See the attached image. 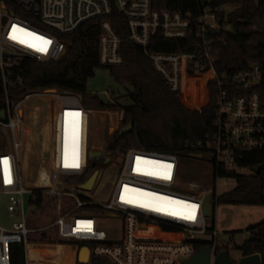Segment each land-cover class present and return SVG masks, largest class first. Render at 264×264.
<instances>
[{
    "label": "built area",
    "instance_id": "2783aa9c",
    "mask_svg": "<svg viewBox=\"0 0 264 264\" xmlns=\"http://www.w3.org/2000/svg\"><path fill=\"white\" fill-rule=\"evenodd\" d=\"M152 4L153 0H0V75L7 107V122L0 118V127L4 128V138L9 131L13 139L10 148L0 142V197H8L11 216L22 217L11 230L0 227V264H12L15 245L24 250V264H183L204 247L212 248L211 264H215L214 258L224 250L218 229L208 223L204 213L208 192L195 191L194 184L185 187L190 193L178 190L183 182L177 156L137 149L122 156L108 155L118 134L109 136L105 114L114 100L105 108L89 109L79 97L56 90L29 94L18 103L8 98V90L20 84L19 78L16 82L12 78L21 60L60 61L67 50L65 37L100 18L102 68L123 64L121 45L125 41L141 47L155 72L186 108L201 111L213 105L215 135L206 145L212 169L238 175L248 171L246 176L262 173L264 178V158L254 168L240 166L247 154L264 155V103L257 92L264 68L250 64L245 71L222 74L215 69L220 53L217 46L223 41L220 33L232 32L226 21L233 9L208 4L182 14L159 11ZM14 9L36 23L17 15ZM115 10L123 18L125 38L110 19ZM156 37L181 40L186 48L177 53L150 52ZM45 40L50 43L45 44ZM104 94L114 93L109 89ZM35 96L54 102L50 161L38 174V183L27 186L19 160L23 142L17 139L16 131L23 121L22 104ZM119 111L123 122V112ZM65 113H69L67 118ZM66 127L72 134L65 145ZM66 158L69 164L78 162L79 167L66 168ZM97 159L106 168L102 172L96 168L88 178L78 181ZM4 160L8 161L7 173ZM96 171L93 188L83 189ZM27 194L34 208L30 219L25 216ZM122 195L133 203H125ZM188 205H197L194 220L183 218L192 212ZM157 207L176 215L155 211ZM41 210L47 212L43 220L39 219ZM47 242L62 247L54 252L57 262H31L28 247ZM84 248L89 251L87 261L81 260ZM63 250L70 252V260H59Z\"/></svg>",
    "mask_w": 264,
    "mask_h": 264
},
{
    "label": "trees",
    "instance_id": "16d2710c",
    "mask_svg": "<svg viewBox=\"0 0 264 264\" xmlns=\"http://www.w3.org/2000/svg\"><path fill=\"white\" fill-rule=\"evenodd\" d=\"M208 4L233 9L226 21L230 24L232 32L220 33L223 41L217 46L220 52L215 64L217 73H238L247 70L250 64H259L264 68V0H212L211 3L204 1V4L200 0H153L152 5L159 11L169 10L187 14ZM9 5L11 6L10 3ZM15 12L21 15L18 11ZM24 17L36 23L30 17ZM110 19L120 35L125 38L124 21L118 11L115 10ZM101 23L100 18L88 21L74 33L66 36L67 50L58 62L45 64L30 58L21 60L12 78L13 82L19 78L20 84L8 90L11 103L21 102L29 94L56 90L79 97L86 106L96 108L109 106L98 96L87 91L88 82L95 77L96 70L102 68L99 61ZM185 48L186 45L181 40L170 42L156 37L149 51L177 53ZM121 53L123 64L107 70L114 80L126 89V94L122 98L131 104L122 106L115 99L114 105H110V108L120 109L124 115L123 125L132 124L133 130L120 139L115 138L108 151L118 155L129 149H137L177 156L183 182V186H179L178 190L190 193L185 188V182L189 178L182 173V165L198 159L199 155L208 154L206 145L215 135L216 118L213 105L210 104L201 111L186 108L155 72L141 47L125 41L121 45ZM257 92L264 103V80L257 88ZM6 110V94L0 75V114L5 112V117L0 118L5 123ZM1 146L4 147V141H1ZM200 146L202 147L198 149ZM263 158L262 154H247L240 162V166L254 168ZM95 169L96 165L92 164L88 173L78 181L88 178ZM212 172L214 183L210 194L215 202L213 208L216 205L264 207L262 173L252 176L228 174L223 171L217 172L215 167ZM218 177L237 180L236 188L217 197L215 186ZM248 231L249 239L238 249L243 257L260 255L264 264V221L250 227ZM12 264H24V250L20 245L12 247Z\"/></svg>",
    "mask_w": 264,
    "mask_h": 264
},
{
    "label": "rangeland",
    "instance_id": "374dc122",
    "mask_svg": "<svg viewBox=\"0 0 264 264\" xmlns=\"http://www.w3.org/2000/svg\"><path fill=\"white\" fill-rule=\"evenodd\" d=\"M231 11V9H229ZM112 90L114 94L105 95L104 91ZM199 89H201L199 87ZM87 91L104 102L109 103L117 99L122 106L130 105V101L124 100L126 89L119 85L112 77L109 70L99 68L96 70L95 77L87 84ZM59 92V91H58ZM203 99L200 92L199 100ZM86 106V105H85ZM89 109L96 107L86 106ZM110 112H105L109 122L108 133L113 137L122 127V113L119 109H110ZM54 114V102L47 97L35 96L22 104L21 115L23 117L22 124L16 131V137L22 140V151L19 154V160L22 167L24 182L27 186H33L38 183L39 173H43V169L49 166L50 161V144H51V123ZM99 115V114H98ZM0 142L9 148L12 147L13 139L11 132H7L6 137L2 135L4 128L0 127ZM69 134L72 131L68 127L65 128L64 140L68 143ZM97 147V146H96ZM95 155H99L95 153ZM114 155V154H112ZM125 153L118 154V156ZM208 157L201 155L198 159L190 160L187 164L182 165V173L189 180L185 182V186L195 185L194 190L197 192L211 193V188L214 183L212 167L208 164ZM92 163L102 172L106 165L101 160H93ZM241 175H248V171H240ZM237 186V180L234 179H218L216 183V196H222L231 192ZM31 195L25 196V216L31 218L33 205L30 203ZM9 199L6 196L0 197V227L7 230L13 228V224L22 222V217H13L8 211ZM47 215L46 211L41 210L39 219ZM264 221V207H247V206H232V205H216L210 216L208 223L215 225L218 229L219 244L222 247L221 252H227L229 259L239 261L242 253L238 248L249 239L250 233L248 229ZM57 249L52 246L43 247L41 245H30L28 247L29 260L31 262H49L54 258V252ZM215 263V258H214Z\"/></svg>",
    "mask_w": 264,
    "mask_h": 264
},
{
    "label": "water",
    "instance_id": "95a60500",
    "mask_svg": "<svg viewBox=\"0 0 264 264\" xmlns=\"http://www.w3.org/2000/svg\"><path fill=\"white\" fill-rule=\"evenodd\" d=\"M1 118L5 117V112H2L0 114ZM133 130V125H127L120 129L118 134L116 135L117 139L122 138L123 136L129 134ZM108 155H111V153H108ZM201 155H199L200 157ZM106 163L109 162L108 159L105 161ZM256 172L258 173L259 170L256 169ZM98 177V171L94 173V175L89 179L88 183L83 185V189L91 190L93 188V185ZM212 205H215V202H212V195L208 194L206 196L205 202H204V213L207 217L210 216L212 213ZM211 253L212 248L211 247H204L201 248L199 253L193 256L190 260L186 261L183 264H211ZM89 255L88 248H84L83 254H82V261H87ZM215 264H262V260L260 255L255 254L247 257H241L239 261H232L229 259V256L227 252H221L219 255L215 257Z\"/></svg>",
    "mask_w": 264,
    "mask_h": 264
},
{
    "label": "snow or ice",
    "instance_id": "6c2138e0",
    "mask_svg": "<svg viewBox=\"0 0 264 264\" xmlns=\"http://www.w3.org/2000/svg\"><path fill=\"white\" fill-rule=\"evenodd\" d=\"M29 35H34V34L30 33ZM12 38L15 39V37H12ZM38 39H43V38H42V37H38ZM19 42H20V43H25V41H23V40H21V41H19ZM44 43H45V44H49L50 41L45 40ZM28 46H29V47H33L32 44H28ZM37 51H41V52H43V51H46V48H37ZM68 115H69V113H65V117H66V118L68 117ZM76 115H79V114H76ZM3 163H4V165H5V170H6V173H7V165H8V161H7V160H4ZM64 166H65L66 168H68V167L78 168V167H79V163L76 162V161H74L73 163L69 164V163L67 162V158H66V159H65V164H64ZM167 167L170 168L171 165H168ZM166 178H167V177H166ZM6 182H10V180H7V179H6ZM135 191H139V190L136 189ZM147 195H155V194H154V193H149V194H147ZM121 199L124 200L125 203H133L132 200H130V199H125L123 195L121 196ZM165 199H167V198H165ZM178 203H183V202L181 201V202H178ZM140 206L143 207V206H145V205L141 204ZM187 207H190V208L192 209V212H190L188 215H185L183 218H184V219H187V220H194V219H195V209H196L197 205H188ZM154 210H155V211H160V212H167V214H169V215H176L175 212H168L167 209H165V208L157 207V208H155ZM89 230H90V224H89Z\"/></svg>",
    "mask_w": 264,
    "mask_h": 264
},
{
    "label": "bare ground",
    "instance_id": "6f19581e",
    "mask_svg": "<svg viewBox=\"0 0 264 264\" xmlns=\"http://www.w3.org/2000/svg\"><path fill=\"white\" fill-rule=\"evenodd\" d=\"M41 246H43V247H46V246H52V247H55L56 249H57V251H62V247H59V246H57V245H50V244H43V245H41ZM57 257H55L54 256V258H53V260H51V261H49V262H47V263H53V262H57ZM61 259V260H60ZM59 260L62 262V261H68V260H70V252H68V251H64L63 250V254H62V256L59 258ZM43 263H45V262H43Z\"/></svg>",
    "mask_w": 264,
    "mask_h": 264
}]
</instances>
